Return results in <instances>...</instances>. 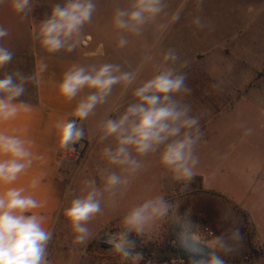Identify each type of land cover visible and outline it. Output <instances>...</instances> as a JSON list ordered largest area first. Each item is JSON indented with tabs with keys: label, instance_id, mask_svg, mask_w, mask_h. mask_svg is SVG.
I'll list each match as a JSON object with an SVG mask.
<instances>
[{
	"label": "rangeland",
	"instance_id": "obj_1",
	"mask_svg": "<svg viewBox=\"0 0 264 264\" xmlns=\"http://www.w3.org/2000/svg\"><path fill=\"white\" fill-rule=\"evenodd\" d=\"M33 1L35 10L44 15L50 14L54 4L64 2ZM131 3L96 0L92 19L78 37L77 47L94 57L84 67L107 63L108 41L113 61L126 58L135 68L138 79L127 87L129 103L135 99L133 91L141 85L143 71L144 82L164 67L185 74L191 91L177 93L174 98L190 106L189 115L199 118L195 177L191 181L174 179L160 164L159 152L138 157L141 169L126 190L100 197L103 210L87 223L88 240L78 243L64 210L73 199L86 194L87 181L95 180L102 189L103 177L119 171L102 155V149L114 146L115 140L98 139L90 145L82 139L76 153L65 149L59 162L67 195L51 227L49 264H131L115 251V234L132 207L159 195L173 208L145 237L133 234L136 251L143 254L140 264H190L193 258L210 259L213 250L206 243V229L223 208L232 209L245 235L238 252L225 258L227 264H264V127L259 123L264 110H256L264 109V0H164V11L138 35L113 24L115 12ZM177 13L179 19L173 21ZM197 17L202 27L193 23ZM121 38L128 41L124 47H118ZM169 49L175 50L179 60L165 64L163 55ZM16 71L31 75L29 60L10 65L9 73ZM121 85L114 86L112 96L98 105L101 109ZM25 87L19 99L35 100V83L30 81Z\"/></svg>",
	"mask_w": 264,
	"mask_h": 264
},
{
	"label": "clouds",
	"instance_id": "obj_2",
	"mask_svg": "<svg viewBox=\"0 0 264 264\" xmlns=\"http://www.w3.org/2000/svg\"><path fill=\"white\" fill-rule=\"evenodd\" d=\"M4 3L21 15H27L33 8L32 0H0V5ZM96 7V0H64L54 4L48 17L34 31L35 39L50 54L71 53L78 45L81 29L91 21ZM165 7L164 0H132L129 8L115 12L113 24L116 29L138 35L143 26L154 21ZM172 19L178 20L179 14L173 15ZM193 23L203 26L199 17ZM8 35V29L0 26V40ZM127 43L126 38H121L118 47ZM13 56L8 47L0 45V68L9 64ZM178 60L179 55L173 49L163 55L165 64ZM47 68L48 65L43 64L32 75L16 71L0 78V124L15 119L22 109H28L29 105L14 101L24 94L28 82L39 84V75ZM135 78L136 73L122 71L120 65L112 63L99 67L75 65L64 72L57 88L66 100H73L85 89L91 91L68 114L76 119L66 118L56 124L59 147L73 151L85 136L81 126L83 121L95 112L98 105L107 101L114 86L123 84L127 88ZM182 91H191L186 86V75L164 67L134 89L135 99L121 115L100 124L99 139L115 140L114 146L102 149V155L119 171L103 177L102 189L97 188L95 180L87 181L89 189L86 194L73 199L64 210V216L76 233V242L88 240L90 230L87 223L103 210L100 197L106 192L115 195L117 190L127 189L131 178L142 167L138 157L159 152L160 164L173 173L174 179L191 181L195 177L194 168L199 162L195 155V145L200 138L199 118L189 115L190 106L174 98ZM29 144L18 135L0 131V264H49L48 245L53 233L44 226V217L34 211L42 207L41 203L32 195H26L24 188L5 187L13 185L32 166L34 158ZM37 183L34 180L32 187ZM172 208L173 204L159 195L128 211L123 217L121 230L115 234L118 242L114 245L124 261L140 264L143 254L136 251L133 234L145 237L157 222L166 220ZM29 212L31 215H26ZM206 233V243L213 250L211 258H193L190 264H227L225 258L236 254L245 240L242 224L231 208L219 209Z\"/></svg>",
	"mask_w": 264,
	"mask_h": 264
},
{
	"label": "crops",
	"instance_id": "obj_3",
	"mask_svg": "<svg viewBox=\"0 0 264 264\" xmlns=\"http://www.w3.org/2000/svg\"><path fill=\"white\" fill-rule=\"evenodd\" d=\"M32 2V11L27 15L15 13L8 3L0 5V26L9 31V35L0 40V45L8 47L14 53L12 61L4 68H0V76L9 73L10 65L24 64L28 60L31 75L43 64H47L48 68L40 73L39 84L35 83V100L29 101L17 98L14 102H23L29 105L28 109H22L15 119L0 124V131L10 135H18L30 142L28 147L34 158L32 166L22 173L13 185L5 187L24 188L26 195H32L37 199L42 207L34 211L44 217V226L51 231V227L61 211L67 195V184L61 176L59 162L65 149L60 148L58 145L56 124L66 118L68 120L76 119L68 116V114L74 110L80 99L89 92L88 89H85L76 98L69 101L59 94L57 85L62 80L64 72L69 68L75 65L85 66V63L87 64L94 57L93 55L91 57L92 53L87 54L82 51L80 46L76 47L71 53L61 51L55 54H50L41 48L38 40L34 37V31L39 23L48 17L49 13L44 15L42 12L35 10L34 1L32 0ZM86 44L88 43L86 42ZM108 45V41H106L107 63L118 64L121 66L122 71L135 73V68L130 67V60L117 57L115 62L113 61L114 56ZM144 61L141 62V66ZM145 77L146 73L143 71L141 84L144 82ZM121 86L113 99L112 97V100L109 99L108 103L110 101L111 103H107V107L101 109L98 106V111L95 110L93 113L94 117L90 115L83 121L81 125L85 131L83 140L89 142L90 145L91 143L95 144L99 139L100 124L106 119L117 118L130 104L128 94L130 89L125 88L123 84ZM110 95L112 96V94ZM256 110L264 109L256 108ZM117 112L120 113L116 117ZM93 118H95V121ZM259 123L264 127L263 118L260 119ZM34 180L38 183L35 187H32ZM26 215H31V213H26Z\"/></svg>",
	"mask_w": 264,
	"mask_h": 264
},
{
	"label": "built area",
	"instance_id": "obj_4",
	"mask_svg": "<svg viewBox=\"0 0 264 264\" xmlns=\"http://www.w3.org/2000/svg\"><path fill=\"white\" fill-rule=\"evenodd\" d=\"M80 142L78 143V144H76L75 146H74V150L73 151H70L71 153H76L77 151H78V149H79V147H80Z\"/></svg>",
	"mask_w": 264,
	"mask_h": 264
}]
</instances>
